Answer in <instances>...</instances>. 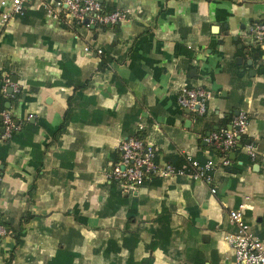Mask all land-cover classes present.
Instances as JSON below:
<instances>
[{"label":"crops","instance_id":"0c3cea01","mask_svg":"<svg viewBox=\"0 0 264 264\" xmlns=\"http://www.w3.org/2000/svg\"><path fill=\"white\" fill-rule=\"evenodd\" d=\"M100 2L127 18L76 32L32 1L0 31V75L16 76L20 91L7 110L17 132L38 127L0 162V223L8 229L0 264H234L230 209L245 202L264 240V44L244 53L264 0ZM182 84L212 91L200 120L178 105ZM236 109L248 112L247 131L229 153L233 163L213 158L215 193L185 176L147 177L137 187L109 178L118 145L138 131L160 163L211 157L204 137ZM162 211L170 215L167 250L151 251ZM26 212L33 217L22 224Z\"/></svg>","mask_w":264,"mask_h":264},{"label":"built area","instance_id":"2783aa9c","mask_svg":"<svg viewBox=\"0 0 264 264\" xmlns=\"http://www.w3.org/2000/svg\"><path fill=\"white\" fill-rule=\"evenodd\" d=\"M39 2L44 7L45 16L48 19L66 22L75 25L84 24L88 29L90 25H112L127 18V13L120 10L104 11L100 0H1L0 1V31L14 16L20 14L25 4ZM86 19V22H84ZM75 39H80L79 33H74ZM250 45L264 44V18L249 27L245 35ZM85 52H90L88 45L84 47ZM102 53L101 49L96 50ZM1 93L11 96L19 91L15 83L9 77L1 79ZM12 92L8 93V88ZM213 97L212 91L202 87H190L182 84L178 88L177 103L182 109H188L197 115H204L208 110V104ZM2 115V127L4 132L2 139H7L12 132L18 130L19 125L14 122L11 112L7 109L0 112ZM249 114L241 110L234 115L227 126L217 128L210 132L204 140L214 146L221 153L220 165H229L228 153L234 150L236 144L242 139L247 131ZM141 128V127H140ZM247 154L251 160L256 159V152L252 143L246 145ZM118 159L112 164L109 178L128 187H137L143 184L145 177L157 176L168 178L172 176H185L191 179L201 180L210 185L211 193L216 189L212 185L215 162L211 157L205 160L186 156L185 164L173 165L165 161L157 160L155 147L145 138L130 136L123 139L118 145ZM245 202L228 212L229 221L235 230L226 234L225 239L234 253V264H264V240L258 238L245 218ZM8 234V229L0 223V241Z\"/></svg>","mask_w":264,"mask_h":264},{"label":"trees","instance_id":"16d2710c","mask_svg":"<svg viewBox=\"0 0 264 264\" xmlns=\"http://www.w3.org/2000/svg\"><path fill=\"white\" fill-rule=\"evenodd\" d=\"M61 23H63V26L65 28H73L74 30H76V32L78 31L79 28H82L84 26V24H79V25L71 24V25H69L66 22H61ZM103 26H105V25H103ZM94 49L96 52V50L99 48H94ZM103 62L101 64H103ZM1 79H2V76L0 75V89H1V84H2ZM81 86H84V85H81ZM19 95H20V91L14 93L11 96H4V95H2V93L0 91V112L7 109L5 107L6 102H10V103L13 102L14 100H16L19 97ZM66 115H67V113H66ZM201 116H204V115H199V116L196 115L195 116L196 121L200 120L199 117H201ZM232 117H233V113H230L227 117H224L218 128L223 127V126H227L230 123ZM1 127H2V121L0 122V128ZM37 129H38V127L36 125H34L32 123H26L25 125L22 126V128L19 132H17V130L13 131L11 136L7 139H2L1 138L2 133H0V162L2 164L6 163L7 156L11 150V147H12V143L16 142V143H19L20 145H25V144L31 143L32 135L37 132ZM133 136L143 138V134L140 131L136 132ZM200 143H201V141H200ZM202 148L203 149H209V152L211 154V158L212 159L217 158V161L219 163H221V160H220L221 153L219 152L218 149H216L214 146H211L209 144H207L205 146L202 145ZM235 149H236V147L234 148V150ZM185 157H181V160L178 164H180V165L185 164ZM228 158L230 160V163L234 162V161H231L229 153H228ZM198 159L200 161H203L200 158H198ZM147 177H152V175L147 176ZM147 177H145V179ZM32 217H33L32 214L27 213V212L24 213L23 216L21 217L22 224L27 222L28 220H30ZM169 218H170L169 213L167 211H162L154 219V221L156 223H158V225L152 226V229H151L152 240L146 245V248L148 250L152 251L155 248H157V246H161L162 249L167 250L166 249V243H167L166 240H168V236H169V232H170L169 231ZM21 230H22V227L20 226V228L15 232L16 245H20L22 243V239L20 237Z\"/></svg>","mask_w":264,"mask_h":264},{"label":"water","instance_id":"95a60500","mask_svg":"<svg viewBox=\"0 0 264 264\" xmlns=\"http://www.w3.org/2000/svg\"><path fill=\"white\" fill-rule=\"evenodd\" d=\"M84 22H86V19H85V21ZM254 48L255 49H259L260 48V44H256L255 46H254ZM251 50V45H248V47H247V49H245L244 50V53H249V51ZM253 56H257V53H254V55ZM264 59V58H263ZM247 63L249 64V65H251V63H252V60H248L247 61ZM261 69H264V67H261ZM10 81L12 82V83H16V81H17V78H16V76H11L10 77ZM12 92V87H9L8 88V93H11ZM9 103L7 102L6 104H5V107L6 108H9ZM186 110V112H190V110H188V109H185ZM239 112V110L238 109H236L235 111H234V114L236 115L237 113ZM2 121V115L0 114V122ZM16 124H18V122H16ZM4 132V127H1L0 128V133H3ZM210 134V132H207V134H206V136H208ZM249 142V140H246V143H248ZM233 153H231V155H232ZM1 168H3L2 167V165H1Z\"/></svg>","mask_w":264,"mask_h":264}]
</instances>
